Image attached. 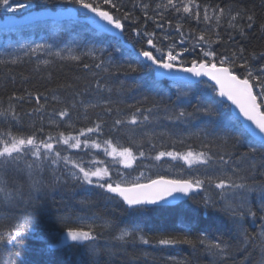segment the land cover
Segmentation results:
<instances>
[{"label":"trees","instance_id":"16d2710c","mask_svg":"<svg viewBox=\"0 0 264 264\" xmlns=\"http://www.w3.org/2000/svg\"><path fill=\"white\" fill-rule=\"evenodd\" d=\"M10 2L24 3L29 5L32 11L39 13L49 12L58 15L62 11L69 13L78 9V6L69 3V0H10ZM123 3L128 9H132L130 0H123ZM200 3L210 7L209 14L212 7L219 5L226 10L231 8L233 13L244 10L246 14H252L255 17V24L251 29L246 28V19L243 22L246 30L244 37L239 34V31L230 29L227 21H224L223 26L217 29L223 42L213 45L219 54L231 56L232 52L239 51L240 47L245 49V56L252 52L257 54L264 52V31L261 30V25H264V0H200ZM135 13L139 16V25L147 31H154L156 40L162 41V47L166 49L169 44L177 41L178 34L174 31L175 19L172 16H169L172 20L168 32L170 39L163 40L164 33L161 29L156 28L151 20L145 21L139 9H135ZM18 16L20 14L17 12H8L0 8V38L19 30L27 31L26 28L15 26ZM50 21V19H44L39 23L43 31L52 29L49 27ZM125 23L127 25L125 31L114 35L100 32L92 26H84L79 22L63 20L57 26L60 41L51 47L53 52L64 50L65 55L71 52L81 56L82 62L90 65L98 63L99 58L102 57L106 65L113 67L111 73H104L94 67L86 70L82 62L60 60L47 55V49L41 56L39 53L32 54L30 51H27L26 55V51L21 49L19 51L0 48V59L7 60L11 56L21 57L15 65L0 64V110L8 107L9 97L13 93L25 96V101L16 103L25 125L19 131L28 133L30 129L27 125L31 121H35L37 127L40 126V120L37 119L39 114L31 117L26 115L35 106L34 100L28 102V92L46 94L49 98L46 105L48 111L64 107L65 103L72 102L77 93L80 99L92 103L99 102L102 106L105 101L112 102L111 118L106 116L103 107L90 109L87 113L89 119L85 120L81 116L76 124L77 128L89 124L97 114L104 116L110 126L112 120L116 118L117 111L130 116L136 108H140L145 115L149 116L147 122L139 126H129L136 128L134 133L124 131L112 135L116 136L124 146H131L137 153L144 151L145 157L134 161L133 166L126 169L119 163L113 164L112 158L105 156L102 151L96 153L97 158L105 161L112 169L110 175L113 181L122 184L142 183L157 177L188 179L197 173L188 169L182 161H173L169 157H163L157 161L150 157H154L159 151L184 152L188 146L199 151L204 144L215 140L216 137L228 139V149L233 152V160H238L247 151L243 143L232 147L240 123L232 118L229 106L217 100L213 87L205 83L190 87L172 84L169 81H157L154 79L150 66L142 67L138 73L126 74L127 63L138 54L142 46L146 47V45L144 39L137 36L134 31L137 25ZM164 27L168 29L169 25L165 23ZM189 27L203 29L205 25L203 23L197 25L194 21L186 22L185 30L187 31ZM229 33H231V39ZM70 38L75 39L73 42L77 39L82 42L74 47L67 45L65 41L68 42ZM71 42L70 40V44ZM187 46L191 47L190 44ZM175 47L179 50L182 45L176 42ZM85 52H94L98 59L93 61L89 56L83 55ZM200 55V50L196 49L194 52L185 53L184 59L190 62ZM43 59L52 60L53 63L47 68L40 64L41 71H34L38 61ZM250 63L258 68L264 64V58L252 60ZM118 65H125V68L116 71ZM236 71L243 70L237 68ZM94 72L97 76L92 75ZM98 79L106 86L102 92L96 90ZM69 84L73 87H61ZM107 88H111L112 91H107ZM52 90H56L55 94L59 97L60 103L51 98ZM209 98L218 103L212 105L213 115L205 116L197 109L208 106ZM41 102L44 103L43 98ZM149 108L152 109L151 113L146 111ZM181 110L190 115L176 120L174 117ZM80 112H83L82 108ZM137 115L140 120H143L140 114ZM44 126L47 130L46 117ZM105 133H108L107 127ZM216 143L222 144L223 140H217ZM217 150L213 148V151ZM256 162H260L259 154H257ZM246 164L247 161L241 162L240 167L244 168ZM167 167L171 170L158 172ZM137 177H140L139 181ZM34 178L41 182L39 191L31 189V181L26 172L8 173L6 176L9 186L13 189L20 188L21 191L12 204L8 206L0 204V230L9 223H15L17 219L23 222L26 228L24 236L18 243L0 244V264H173L171 258L185 261L186 264H210L212 259L203 249L194 251L188 246L162 248L154 244L142 245L131 239L122 243L113 238L118 234L119 229H138L153 240L168 234H183L185 231L195 238L203 232L213 240L219 238L233 246L234 259H229L227 264H258L260 258L258 242H254L257 243L255 249L253 243H249L247 252L241 250L242 240L222 227L221 214L211 209L205 210L203 207L204 196L210 195L218 199L214 195L215 189L211 192L195 193L194 199H188L175 206H146L143 209H130L117 197L106 199L105 197L111 194L102 193L99 189L85 190V188L75 187L71 179L57 183L51 171L37 174ZM247 182L259 189L261 182H264V176L257 173L254 179L250 176ZM249 200L253 209L257 210V218L255 221L248 218L242 221V225L250 236L258 235L262 223L258 211L261 206L259 192L251 193ZM82 201L85 203L82 204ZM61 217H70L76 223L85 224L92 220H95L97 224L109 222L116 228L113 231L97 228L98 238L94 244L98 254H94L91 248L73 245L71 241L61 244L66 232V228L60 223ZM245 256H248L246 261Z\"/></svg>","mask_w":264,"mask_h":264},{"label":"snow or ice","instance_id":"6c2138e0","mask_svg":"<svg viewBox=\"0 0 264 264\" xmlns=\"http://www.w3.org/2000/svg\"><path fill=\"white\" fill-rule=\"evenodd\" d=\"M132 9H128L123 0H69L81 10H86L91 16L85 19L95 23L102 31H107L104 25L111 26V29L123 33L126 29V23L137 25L134 29L137 36L144 39L145 46H142L134 58L126 65L127 73H138L142 67H148L145 62H150L157 68L164 69L166 72L173 71L190 73L194 77H207L217 86L213 91L218 90V95L231 101L239 113L246 121L254 125L241 124L237 135L234 137L236 144L246 145L245 151L238 160H233V152L228 149V139L226 137H216L202 146L197 151L188 146L184 152L180 151H159L153 158L157 161L163 157H169L173 161H182L188 169L194 170L197 174L191 175L188 179H165L158 177L145 183L135 182L132 184H122L113 181L110 173L112 171L105 161L98 159L96 153L103 152L107 157L112 158L113 164L119 163L123 168H131L133 162L144 158V151L133 150L131 146H124L120 143L114 133L127 131L134 133L135 127L149 120L140 108H136L130 116H125L119 111L116 118L112 120L109 126L104 116L97 114L94 120H91L86 126L76 127L80 117L85 120L89 117L87 113L90 109L103 107L107 117L111 118L113 114L112 102L105 101L103 106L97 102L92 103L79 98V93L75 94L72 102L65 103L64 107L48 111V96L44 93H27L28 102L35 101V106L28 116H37L40 120V126L37 127L35 121H31L27 127L30 132L19 131L25 125L18 112V103L25 101V96L13 93L9 97L8 107L0 110V204L8 206L20 195V188L13 189L9 186L6 179L8 173L22 174L27 173L31 181L30 187L33 191H39L41 182L34 177L45 171H51L55 181L60 183L62 180L71 179L75 187L89 189H99L102 193L111 194L106 199L118 197L130 209H143L148 205H156L168 197L176 196L194 199L192 193L211 192L215 189L213 196L206 195L202 199V205L205 210L211 209L221 214V225L228 229L231 234L242 240L241 250L247 252L249 243H253V248L259 246L260 258L258 264H264V182H261L259 189L250 185L247 181L251 176L253 179L256 174L264 176V64L258 68L250 63L252 60L264 58V52L259 54L252 52L245 56V49L239 48V51H233L231 56L219 54L214 48V44L222 43V37L217 29L223 26L227 21L228 27L233 31H239L244 37L246 28L251 29L255 24V17L252 14H246L244 10L233 13L232 9H225L219 5L211 8L208 5H202L200 0H130ZM29 7L24 3H12L10 0H0V8L8 12H16L19 9ZM135 9L140 10V15L145 21L151 20L156 28L164 33L163 40L170 39L168 32L171 28L172 20L175 19L174 31L178 34L177 41L169 44L165 49L162 47V41L158 42L155 32L147 31L142 25H139V16ZM92 17L99 18L98 21L92 20ZM194 21L197 25L203 23L205 28L193 29L189 27L185 30V23ZM169 28L166 29L164 24ZM264 31V25H261ZM231 39V33L228 34ZM178 42L182 47L176 49L175 43ZM191 45L188 47L187 45ZM23 48L24 46L21 45ZM54 56L60 60H71L82 62L81 56L75 54L65 55L64 50L53 52L50 46L37 44L30 48L32 54L39 53ZM200 50L201 55L192 59L190 62L184 59L185 53ZM154 50V51H153ZM28 54L27 52L25 53ZM83 55L89 56L93 61L97 60L94 52H85ZM143 58L141 60L140 58ZM21 59L19 56H11L10 59H0V64L15 65ZM53 63L52 60H39L34 71L40 72V64L45 68ZM83 63V62H82ZM94 67L104 73H111L113 67L106 65L103 58H99L98 63L90 65L83 63V68L88 70ZM125 65L116 66V71L124 69ZM242 69L237 72L236 69ZM97 76V73H92ZM61 87H73L69 84ZM106 89L101 80L96 82L97 92ZM52 99L61 101L52 90ZM111 92V88H107ZM43 98L44 103L41 102ZM217 101L209 98L208 106L198 108L205 116H212L214 109L212 105ZM83 112H80V109ZM148 113L152 112L149 108ZM75 113V118H74ZM140 114L143 120L138 118ZM183 110L175 115L176 120L186 118ZM45 117L47 118V130L44 126ZM172 119V117H170ZM108 133H105V128ZM16 129V131H13ZM258 130V131H256ZM217 140H223L222 144H217ZM183 143V141H181ZM218 149L213 151V148ZM207 149V150H204ZM210 152L212 154H210ZM259 154L260 162H256ZM247 161L244 168L240 163ZM23 166V167H22ZM246 174H241V173ZM59 173V175H57ZM123 175V173H119ZM143 176V173H141ZM140 177H137V181ZM259 192L261 206L258 210L260 232L258 235H249L243 228L242 221L251 218L253 221L257 218V210H254L250 204L249 196L253 192ZM82 204L85 202H81ZM60 223L66 228L64 238L61 244L71 241L73 245H83L95 250L94 242L98 238L97 228L113 231L116 226L105 222L97 224L95 220L89 223H76L70 217H61ZM26 225L19 219L15 223H9L0 230V244H12L19 242L25 234ZM116 241L127 242L129 239L138 241L142 245L154 244L162 248H176L188 246L194 251L203 249L212 259L210 264H227L229 259H234L232 255V245L228 241L219 238L213 240L206 233H201L193 238L187 231L183 234L164 235L153 240L146 237L138 229H119L118 234L113 237ZM250 255V254H249ZM173 264H186L185 261L171 258ZM248 256H245V261Z\"/></svg>","mask_w":264,"mask_h":264},{"label":"water","instance_id":"95a60500","mask_svg":"<svg viewBox=\"0 0 264 264\" xmlns=\"http://www.w3.org/2000/svg\"><path fill=\"white\" fill-rule=\"evenodd\" d=\"M84 11H86V10H84ZM93 18L97 19V20L99 19L97 17H93ZM36 19H37V16H35V15H32V14L26 15L22 19L19 20V24H29V23H32V22L36 21ZM107 27H109V26L107 25ZM146 63H148L150 65V62H146ZM151 66L155 69L156 77L159 78V79L160 78H166V79H170L171 81H174V82H183V83H191V84L199 82L202 78H205L206 80H208L207 77H203V76L202 77H194L190 73L177 72V71H173L171 73H168L164 69L157 68L154 65H151ZM208 81L210 83H212L217 88V86L215 85V83L213 81H210V80H208ZM217 97L220 100H222L224 103L230 105L232 115L241 124L250 125L253 129L255 128L254 125H251V122L246 121L244 119V117L239 113V109H237L235 107V105H233L231 103V101L227 100V98H222L219 95H217ZM256 131H258V130H256ZM192 194H190V195H192ZM187 199H188L187 197H183V196H176L175 198L168 197L166 200L160 201L156 205H175V204H178V203H180L182 201H185ZM148 206H152V205H148Z\"/></svg>","mask_w":264,"mask_h":264},{"label":"rangeland","instance_id":"374dc122","mask_svg":"<svg viewBox=\"0 0 264 264\" xmlns=\"http://www.w3.org/2000/svg\"><path fill=\"white\" fill-rule=\"evenodd\" d=\"M29 10V8H23L19 9L16 12L17 13H25ZM58 34L54 31H49L47 33H38L36 36L33 37L32 41L24 42V40L21 38L20 35H17L14 37L12 34L6 37L0 38V48H8V49H14V50H19V47L23 45L24 47L22 49L25 50V47L30 50L31 47H35L37 44H43L46 46H52L53 43H56V40H58ZM47 49V48H46ZM20 51V50H19ZM156 170V169H154ZM153 170V171H154ZM158 170V169H157ZM171 170L170 168H162L158 172L161 171H168Z\"/></svg>","mask_w":264,"mask_h":264},{"label":"bare ground","instance_id":"6f19581e","mask_svg":"<svg viewBox=\"0 0 264 264\" xmlns=\"http://www.w3.org/2000/svg\"><path fill=\"white\" fill-rule=\"evenodd\" d=\"M153 206V205H152Z\"/></svg>","mask_w":264,"mask_h":264}]
</instances>
